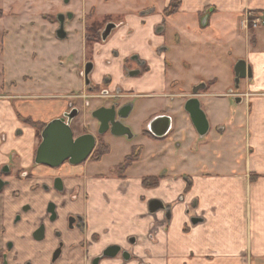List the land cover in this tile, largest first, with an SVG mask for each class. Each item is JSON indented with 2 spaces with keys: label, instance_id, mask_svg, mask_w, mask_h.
Returning a JSON list of instances; mask_svg holds the SVG:
<instances>
[{
  "label": "crops",
  "instance_id": "crops-1",
  "mask_svg": "<svg viewBox=\"0 0 264 264\" xmlns=\"http://www.w3.org/2000/svg\"><path fill=\"white\" fill-rule=\"evenodd\" d=\"M176 1L179 2L176 13L169 17L163 15V10ZM162 4L161 9L157 8L152 13H149L151 9L140 14L137 11L109 43L94 47L96 58H102L104 69L94 72L93 86L102 90L104 78L112 80L109 92L115 94L119 88L134 104L135 112L128 124H134L137 117L143 115V122L148 127V121L159 110L151 108L148 111L147 103H140L152 99L153 95H161L158 92L163 93L168 83L175 81L166 75L164 59L157 56L158 48L166 40L164 42L165 38L159 37L156 31L163 21H170L169 18L177 17L173 33L191 46L194 36L206 32L211 27L210 19L214 17L256 14L262 25H257L251 35L244 37V46L237 45L241 40L237 39L236 25H230L235 24V20H229V23L213 21L212 25L219 31L220 38L229 37V54H232L230 49L235 50L229 64L232 77L235 79L236 64L244 60L252 69V78L241 80L239 86L232 80L227 89L220 88L221 80L216 74L199 79L196 85L205 83L208 87L199 95V100L210 131L201 138L200 149L197 147L196 150L197 159L183 162L182 175L174 167L164 172V165L159 167L158 164H152L148 172L144 168L139 169L146 155V144L159 148L157 152L166 151L159 146L162 142L143 135L145 128L134 132L144 140L136 144L140 149V159L122 182V191L119 190L120 182L114 179L92 182L90 188L81 187V191L91 192L90 200L86 202L82 198L81 204L76 206H84L98 225L103 223L99 219L104 212L117 215L118 222L123 225L124 236L136 235L140 244L138 253L150 264H264V0H165ZM207 13L211 15L207 16ZM191 23L194 26H190ZM201 24L208 26L201 27ZM136 53L150 67L137 80L136 77H127L124 67V61ZM85 54L83 41L79 56L85 58ZM66 73L69 75L71 71ZM20 81L11 78L7 82L3 80L0 85V134L8 138L6 144H0V166L10 160V154L16 153V165L29 169L33 166L38 140L36 131L23 124L17 114L34 121L48 122L65 112L68 103L50 104L51 119L43 120L39 116L38 102L42 99L33 91L20 93L19 89L23 83L34 84L35 78L28 74ZM211 82L214 84L208 86ZM233 85L236 91L232 90ZM70 86L58 99L66 98L71 89L77 94L86 92L84 80ZM137 96L140 97L138 116ZM18 101L26 102L22 104L24 109L21 110ZM168 115L173 120L175 137L179 131L185 130L187 124L198 136L189 116L179 108L168 110ZM18 129L24 132L21 138L15 137ZM207 138L210 140L206 141ZM193 144H190L191 148ZM127 150L119 149L117 152L124 157ZM155 158L151 157V160ZM36 172L47 174L41 169ZM147 177H159L158 185L145 187L143 180ZM68 184L73 185L70 181ZM29 187L30 184L26 187L18 184L14 189L28 190ZM103 194L107 195V203L102 199ZM153 200L169 207L170 217L165 211L151 214L149 203ZM195 218L199 220L196 224L192 223Z\"/></svg>",
  "mask_w": 264,
  "mask_h": 264
},
{
  "label": "flooded vegetation",
  "instance_id": "flooded-vegetation-1",
  "mask_svg": "<svg viewBox=\"0 0 264 264\" xmlns=\"http://www.w3.org/2000/svg\"><path fill=\"white\" fill-rule=\"evenodd\" d=\"M69 14L72 13L66 15L60 14L66 17L64 25H67V21L71 22L74 19L73 14L71 19L68 18ZM60 15H58L57 20ZM58 22L60 29L61 23L59 20ZM111 23L115 24L116 28L106 40H103L102 34L107 25ZM125 24L126 22L124 21L120 25L114 21H110L99 27L98 32L94 36L95 41L91 44L87 40L88 31L86 29L82 30L80 37L82 38V42L84 41L85 43L86 57L83 61L85 65L81 76L84 80L86 92L77 94L75 91H71L63 99L68 100L66 101L68 107L65 112H62L48 122L34 121L32 118H25L21 113L17 114L23 124L31 126L36 131L38 145L31 168L18 167L16 165V153L10 154V160L0 166V264H150L138 253L140 244L136 235L124 236L123 225L121 222H118L117 215L114 216L111 212H104L101 215V220L99 219L103 223L98 225V223L92 220L90 213L87 212L84 206H76L81 204L80 200L82 198L86 202L90 200L91 192L81 191V187L90 188L92 182L103 183L109 179H114L116 182H120L119 190L122 191V182L126 179L129 170L136 165V149H139V147L134 144L127 150L122 160L113 164L106 172L95 171L91 175L90 170L88 171L90 165L102 164L106 157L111 156L115 152L110 143L111 141L116 138H126L132 142V140L136 139V133H134L128 124L130 117L135 112L134 104L124 97L119 88L114 92L115 94L109 92L108 86L112 82L109 77L104 78L102 84L104 89L101 90L100 87L93 86V75L96 65L92 59H89L88 53L89 47L94 50L96 45H106L109 43ZM167 30L168 23L165 20L158 26L156 34L161 38H165L164 42L166 40L158 48L157 56L164 59L163 65L168 76L169 72L174 70V62L172 58L169 59L171 57L168 54L170 49L166 48ZM70 35L67 34L65 39H60L58 35L57 39L68 40ZM177 40L181 41L178 36ZM117 55L115 53V56ZM89 64L93 65V70L87 79L85 71ZM124 67L126 76L130 78L136 77V80L143 77L150 69L138 53L128 57L124 61ZM203 84L206 86L205 83H200L194 86L192 91ZM170 85H178L183 92L175 95L166 93ZM203 92L205 91L200 90L198 96L192 95V97L186 98L187 92L182 89L180 82H177V80L170 81L166 90L161 95L152 96V99L158 98V96L166 97L168 104L163 109L157 111L158 113L148 121L147 130L143 131V135L149 136L159 142H163L173 136V120L168 115V110L173 108L170 104L174 101L182 102L178 108L181 112L188 115L185 111V104L194 97L199 99V95ZM139 98L138 96L136 97V102H139ZM125 99L127 101H123ZM94 101L100 104L97 108L91 109L92 102ZM125 105L131 106V111L126 118L117 116L116 120L129 128L131 135L116 136L110 130L100 133L101 124L94 118L93 113L103 107H116L118 112ZM81 108H85L86 110L91 109L90 115L96 122V126L92 131L83 128L86 130L76 137L74 122L80 116ZM73 111H77V116L70 122L74 139L84 135H92L95 138L96 144L91 155L79 165H74L69 160L57 168L37 164L36 156L42 143V133L46 126L54 120L64 119L65 123H68L67 116ZM158 118H169L171 120L168 133L160 138L150 130V125ZM27 121H31L37 125H44V128L39 134L38 127L26 123ZM23 133L22 129H18L15 137L21 138ZM7 139L5 134H0V144H6ZM37 169H41L47 173L46 176L37 173ZM69 181L73 183L72 186L68 184ZM18 184L24 187L30 184V187L28 190L14 189ZM103 195L102 199L107 203V195ZM165 212L167 217H170L169 207H166Z\"/></svg>",
  "mask_w": 264,
  "mask_h": 264
},
{
  "label": "rangeland",
  "instance_id": "rangeland-1",
  "mask_svg": "<svg viewBox=\"0 0 264 264\" xmlns=\"http://www.w3.org/2000/svg\"><path fill=\"white\" fill-rule=\"evenodd\" d=\"M164 1L70 0L66 4L64 0H0V10L4 14L0 18V85L3 84V80L7 82L11 78L22 81L24 75L30 74L35 78V83L28 85L23 83L19 85V89L22 91L20 93L29 90L39 96L42 99L38 101L41 109L39 116L43 120L48 121L51 119L49 105L55 102L68 101L58 99V96L66 92L65 88H68L69 84L74 86L77 84V81L82 82L83 80L81 73L84 70L85 63L80 65L84 61V58L79 56L83 47L82 38L80 37L82 30H87L88 27H102L110 21H114L120 25L122 21H129L128 19L136 15L137 11L140 14L146 12L147 9H151L149 13L154 12L157 8L161 9ZM177 6L178 3H175L174 7ZM166 9L163 10V15ZM68 13H72L74 19L71 22L67 21V25H64L63 31L65 32V36L67 34L71 35L68 40H59L57 39V32L61 28L59 29L57 17L60 14L66 15ZM209 15L211 14L207 13V16ZM245 15L244 17H240V15L229 16L225 14L222 17L210 19L211 27L206 32L198 35L192 34L195 36L193 38L194 43L191 46H188L185 40H177V36L172 30V27H175L177 24V17L169 18L170 21L167 22L166 48L170 49L168 51L169 57L171 56L169 59L172 58L174 62V72H169V76L180 82L182 89L187 92L186 98L192 97V89L199 79L202 76H210L211 73L216 74L220 78V88L222 89H227L232 80L235 83V79L231 75L233 73L229 70V64L235 56L233 54L235 50L230 49V53L232 54H229V48H227L229 37L220 38L217 34L219 31L215 30L216 27L213 29L212 25L213 21L220 22L221 20L223 23L226 21V23H229V20H235V24L231 22L232 24L230 25H236L234 29L237 32V39L241 40L237 41V45L244 46V37L251 35L256 30L255 27L257 25H262L260 21L255 25L254 21L257 20L256 14ZM190 26L194 25L191 23ZM207 26L201 24V27ZM93 51L89 47V59L94 61L96 65L95 71H100L102 68L104 69L102 58L99 57V61V58H96L98 56ZM78 57L79 61H77ZM67 70L71 71L69 75L66 73ZM206 90L207 85L202 91ZM232 90L236 91L235 85H233ZM181 92L183 91L180 90L178 85H170L166 93L175 95ZM15 93H17V90ZM160 93L162 94L161 91L158 92V94ZM54 97L56 98L54 99ZM166 99V97H158L143 100L140 104L147 103V107L149 108H146V110L148 111L151 108L160 110L167 106ZM123 101H127V99ZM23 102L26 103L25 101ZM24 103L18 101L21 110L25 107L22 105ZM92 103L91 109L97 108L100 104L95 101ZM181 103L174 101L170 105L171 107L178 108ZM91 109L86 110L85 108H81V114L74 122L76 137L86 129L90 131L94 130L96 122L91 118ZM139 111L137 108L136 116L139 115ZM137 118L138 120L134 124L131 125L129 123L134 132L146 128V124L143 122V115H139ZM189 128L187 124L185 127V130L189 129L187 132L183 129L184 131H179L177 137L173 135L163 141L159 146L164 147L163 150L166 149V151L161 153L157 152L159 148H151L149 144H146L148 145L145 147L146 155L142 160V167L139 169L142 170L144 168L145 172H148L151 171L149 168L152 164H158L159 167L164 165V169H166L163 170L164 172L174 167L177 170L176 172H180L182 175L183 162L189 159V163L197 159L196 150L197 147L200 149L199 147L202 144V139L196 135L192 126ZM143 140L139 135H136V139L132 140V142L126 138L114 139L112 145L115 152L111 156L106 157L102 164L90 165L88 171L90 170L91 175L95 171L106 172L110 166L122 160V154L117 152V150L123 149L126 151L132 145L139 144ZM209 140L210 138L206 139V141ZM192 142H194L193 148L190 147ZM155 156L157 158L151 160V157Z\"/></svg>",
  "mask_w": 264,
  "mask_h": 264
},
{
  "label": "water",
  "instance_id": "water-1",
  "mask_svg": "<svg viewBox=\"0 0 264 264\" xmlns=\"http://www.w3.org/2000/svg\"><path fill=\"white\" fill-rule=\"evenodd\" d=\"M70 0H65L68 4ZM65 16L60 15L58 20L61 23V29L58 32L60 39H65V33L63 31ZM68 18H72V14L68 15ZM206 24V23H205ZM116 28L115 24H108L105 31L102 34L103 40H106L112 31ZM93 70V65L89 64L86 67L85 75L88 79L89 74ZM236 84L239 86L240 81L243 79L252 78V69L247 65L246 61L241 60L235 66ZM205 85L196 87L193 91L194 96H198V92L203 90ZM131 111V106L125 105L117 112L116 107L100 108L93 113L100 124V133H104L108 130L116 136H130V129L124 126L120 121L116 120V117L126 118ZM185 111L187 112L196 132L200 137L207 135L210 129V124L206 113L201 107L200 100L196 97L190 99L185 104ZM77 116V111H73L68 115V123H65L64 119L54 120L49 123L42 133V143L38 149L36 156V163L40 165H46L52 168L60 167L65 161L69 160L74 165H79L86 161L91 155L96 141L92 135H84L77 139H74L72 130L70 128V122ZM171 126V120L169 118H158L150 125L151 132L157 137L165 136ZM149 211L151 214H155L159 211H166V206L157 200H153L149 203ZM198 219H193L192 223H198Z\"/></svg>",
  "mask_w": 264,
  "mask_h": 264
},
{
  "label": "trees",
  "instance_id": "trees-1",
  "mask_svg": "<svg viewBox=\"0 0 264 264\" xmlns=\"http://www.w3.org/2000/svg\"><path fill=\"white\" fill-rule=\"evenodd\" d=\"M174 3V4H173ZM172 5L165 10L164 14L165 16L169 17V16H172L176 13L177 11V7H174L175 6V3H178L179 5V2L176 1V2H173ZM4 16L3 14V11L0 10V18ZM99 30V27H88L87 31H88V34H87V40H88V43H93L95 40H94V36H95V33H97ZM214 84L213 82H211L208 86ZM26 123L28 124H31V125H34L36 127H38L39 129V134L40 132L42 131V129L44 128V125H37V124H33L31 121H27ZM140 159V149H136V162ZM159 177H147L143 180V184L145 187L149 188V187H155L158 185L159 183Z\"/></svg>",
  "mask_w": 264,
  "mask_h": 264
},
{
  "label": "built area",
  "instance_id": "built-area-1",
  "mask_svg": "<svg viewBox=\"0 0 264 264\" xmlns=\"http://www.w3.org/2000/svg\"><path fill=\"white\" fill-rule=\"evenodd\" d=\"M254 23H255V25H257V23H258V20H255V21H254Z\"/></svg>",
  "mask_w": 264,
  "mask_h": 264
}]
</instances>
